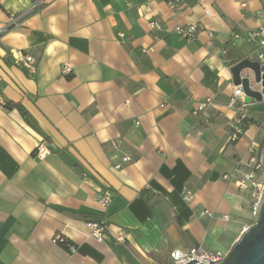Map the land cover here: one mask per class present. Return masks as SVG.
Returning a JSON list of instances; mask_svg holds the SVG:
<instances>
[{
	"label": "crops",
	"instance_id": "obj_1",
	"mask_svg": "<svg viewBox=\"0 0 264 264\" xmlns=\"http://www.w3.org/2000/svg\"><path fill=\"white\" fill-rule=\"evenodd\" d=\"M263 20L264 0H181L178 9L165 0H0V264H172L173 249L228 252L254 216L248 193L224 175L264 143L260 103L229 141L238 118L230 68L264 54L232 33ZM189 24L195 39L175 30ZM22 55L35 70L16 61ZM206 96L213 105L196 118ZM106 191L108 208L99 202ZM89 219L106 221L103 241L89 235Z\"/></svg>",
	"mask_w": 264,
	"mask_h": 264
},
{
	"label": "built area",
	"instance_id": "obj_2",
	"mask_svg": "<svg viewBox=\"0 0 264 264\" xmlns=\"http://www.w3.org/2000/svg\"><path fill=\"white\" fill-rule=\"evenodd\" d=\"M171 7L178 9L181 7V0H165ZM151 8L149 5L144 6L143 14H148ZM19 17L12 18L11 24H18ZM151 29H161L162 26L158 20L152 18L150 20ZM175 30L181 34V36L187 40L195 39L199 32V27L196 24L189 25H177ZM232 36L234 39L238 40L244 38L249 43H256L257 45L264 47V20L263 22L255 29L247 31L245 34L239 32H233ZM152 50V48L144 49V51ZM34 58L32 56H17L16 61L26 67L29 70H35ZM259 60L264 63V54L259 55ZM61 72L64 76L72 74V66L69 63H65ZM257 102L247 101L246 94L243 90L242 85H235L233 92L231 93L228 101V106L236 111H238L237 121L230 124L229 131V141L237 142L244 134L247 129L248 122L245 121L248 119V109L253 107ZM213 105V98L211 96H206L197 103V106L193 109L192 114L196 118L201 116H208V109ZM47 146L45 142H40L37 146V155L42 156L47 152ZM259 149L255 144H252L249 149V160L245 161L244 164L239 165L236 169L230 173L225 174L224 178L227 180L235 181L239 188L243 191H246L250 196V208L251 213L254 216L259 208L261 199L264 195V164L259 156ZM131 158L129 156H124L122 162L115 165L116 168H121L123 163L129 162ZM112 194L106 191L104 194L99 196V202L104 208H108L112 202ZM188 199V198H187ZM208 214H212L209 211H206ZM86 225L89 229V235L98 241H103L104 231L106 228L105 220H95L89 219L86 221ZM55 243H64L66 238L62 233H56L53 237ZM119 241H125L126 235L125 232H120L118 235ZM69 250L75 251V245L69 244ZM227 252L221 250H208L202 245H197L190 248L187 251L181 249H173L171 251L172 264H216L222 261Z\"/></svg>",
	"mask_w": 264,
	"mask_h": 264
},
{
	"label": "water",
	"instance_id": "obj_3",
	"mask_svg": "<svg viewBox=\"0 0 264 264\" xmlns=\"http://www.w3.org/2000/svg\"><path fill=\"white\" fill-rule=\"evenodd\" d=\"M230 71L235 85H242L247 101L264 102V63L245 58L231 66ZM248 72L254 75V84ZM259 156L264 164V143L260 146ZM216 264H264V195L253 222L231 245L225 258Z\"/></svg>",
	"mask_w": 264,
	"mask_h": 264
},
{
	"label": "trees",
	"instance_id": "obj_4",
	"mask_svg": "<svg viewBox=\"0 0 264 264\" xmlns=\"http://www.w3.org/2000/svg\"><path fill=\"white\" fill-rule=\"evenodd\" d=\"M7 61L9 63L14 62L13 59H8ZM5 108L7 109H13L16 108L20 114L22 115V117L24 118V120L27 122V124H29L32 128H34L37 132H39L40 134H42L45 138V140L49 143H51L50 137L48 135H46L44 133V131L41 129V127L39 126L37 120L35 119V117L30 113V111L21 103V102H15L12 100H8L5 103ZM248 119H246L245 121H247ZM49 148L57 153H60L66 160H68L69 162L73 163L74 166H76L77 168H81V166L79 165V163L75 162V160H73L68 153H66L65 151L60 150L58 147H55L52 143L49 145ZM69 242L66 240L64 243H61V245L65 246L66 248L69 249Z\"/></svg>",
	"mask_w": 264,
	"mask_h": 264
},
{
	"label": "rangeland",
	"instance_id": "obj_5",
	"mask_svg": "<svg viewBox=\"0 0 264 264\" xmlns=\"http://www.w3.org/2000/svg\"><path fill=\"white\" fill-rule=\"evenodd\" d=\"M251 58L253 59V60H257L258 59V55H257V53H255V54H252L251 55ZM248 74L252 77V80H253V84H254V75L251 73V72H248ZM261 105H259V106H264V104L263 103H260ZM263 104V105H262ZM254 114L257 116V117H260L261 119H260V121H261V123H260V127H262L263 129H262V133L264 134V112L262 113V111H254ZM252 222H253V220H252Z\"/></svg>",
	"mask_w": 264,
	"mask_h": 264
}]
</instances>
